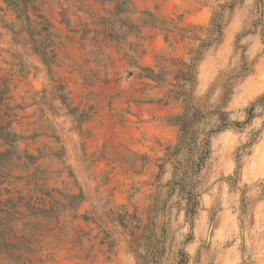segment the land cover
<instances>
[{
    "label": "rangeland",
    "instance_id": "374dc122",
    "mask_svg": "<svg viewBox=\"0 0 264 264\" xmlns=\"http://www.w3.org/2000/svg\"><path fill=\"white\" fill-rule=\"evenodd\" d=\"M31 1L45 60L0 0V264H264V0Z\"/></svg>",
    "mask_w": 264,
    "mask_h": 264
},
{
    "label": "trees",
    "instance_id": "16d2710c",
    "mask_svg": "<svg viewBox=\"0 0 264 264\" xmlns=\"http://www.w3.org/2000/svg\"><path fill=\"white\" fill-rule=\"evenodd\" d=\"M6 7L10 9L14 14L15 18L18 21V26L20 29L18 31H13L14 34L19 33V31H25L28 34V41L31 44L33 50L37 52L44 60L47 58L46 48L43 46L45 45V40H49L51 38L52 33L49 30L50 24L45 19V17L39 13L37 8L34 10L38 11L37 13V19L32 20L30 15L28 14V10L30 8L31 0H3ZM141 16H143L142 24H152L151 21L146 19H152V15L148 12H141ZM14 25H11L10 28H13ZM139 25L136 26V29H138ZM12 30V29H11ZM219 31V30H218ZM43 34V40H40L38 38L39 35ZM51 42V40H50ZM49 45L46 44V46ZM181 120V115L177 116L176 119ZM181 124V122H179ZM179 127H181L179 125ZM183 139H179V147H181ZM9 152V150H7ZM6 153V152H5ZM4 154V153H3ZM8 211L6 212L7 215L3 217V220L6 221V223H3V225L6 227L5 230L0 231V252L5 254L7 257L12 258L13 260H18L19 255H14L11 251L12 247H17L18 245L15 243H11L7 241L6 234L8 232L13 231V223L19 222L20 217L23 216L21 212L19 211V203H8ZM19 264V263H15Z\"/></svg>",
    "mask_w": 264,
    "mask_h": 264
}]
</instances>
